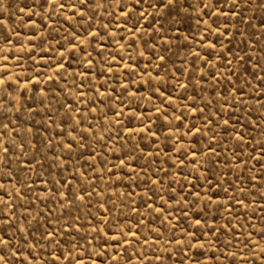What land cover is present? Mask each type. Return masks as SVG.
Here are the masks:
<instances>
[{
	"label": "rangeland",
	"instance_id": "obj_1",
	"mask_svg": "<svg viewBox=\"0 0 264 264\" xmlns=\"http://www.w3.org/2000/svg\"><path fill=\"white\" fill-rule=\"evenodd\" d=\"M129 2L0 0V264H264V0Z\"/></svg>",
	"mask_w": 264,
	"mask_h": 264
},
{
	"label": "snow or ice",
	"instance_id": "obj_2",
	"mask_svg": "<svg viewBox=\"0 0 264 264\" xmlns=\"http://www.w3.org/2000/svg\"><path fill=\"white\" fill-rule=\"evenodd\" d=\"M174 3H175V0H155V3L151 4V7L154 8V9H156V8H168V7L174 6ZM142 4H143V0H130L129 3L122 4V7H124L126 9V11L124 12V15L125 16H130L131 13L136 12L138 15L141 16V18L146 19L147 16L149 15V13L141 12ZM58 6L61 7V8L65 7L64 4H59ZM67 6L72 8V9H76L78 7V4L70 2V3H68ZM84 7H88L87 0H84ZM208 8H209V3H207L206 0H199V4L196 5V10L197 11H202L203 9H208ZM217 11H219V9H217ZM69 19H71V17H69ZM0 23H2L4 25H7L8 21H7L6 18H3V19H0ZM217 31H219V29H217ZM88 35L92 36L95 39L96 36L98 35V32H89ZM75 38L77 40H79L81 44H86L87 43V41L81 39L80 37H75ZM137 39H139V37ZM211 46L215 47V45H211ZM76 48H77L76 44H72L71 45V50L72 51H75ZM158 59L163 61L165 59V57L163 55H160V56H158ZM87 62L89 64H91L92 60L89 59ZM60 66L63 67L62 64ZM107 71L111 72L112 69L109 68ZM56 78L58 79L59 77H56ZM49 79H51V77ZM19 83L20 82L18 80L14 79V77L11 75L10 71L8 70V68H7V57H5L4 67H3L2 70H0V89H4V90L12 89L15 86L19 85ZM180 87L187 88L188 85L185 83V84H181ZM5 94L6 95H11V93L7 92V91L5 92ZM67 107H70V106H67ZM90 111H94V109H90ZM156 111L159 112L160 109H156ZM191 111L193 113H195L197 111V107H193L191 109ZM176 119H181L182 120V117H176ZM224 123L227 124L228 122L224 121ZM3 127H4L5 130H7L8 125H3ZM193 130L197 134H199L201 132V129L199 127H197L195 124H193L192 127L188 129V134H191L193 132ZM88 131L90 132L91 129H88ZM212 131H214V128L212 129ZM3 134H5V133H0V135H3ZM153 135H155V134H153ZM236 136L239 137V139H241V140L243 139V137L240 136L239 132L236 133ZM212 138L214 139V137H212ZM68 147H71V145H68ZM7 151H8V149L5 148L4 152L7 153ZM211 151L213 152V154L215 153V149H211ZM149 155H150V153H149ZM191 155H192L193 158H195L197 153L195 151H192ZM120 163H121V165H124V161L123 160ZM124 166L127 167V165H124ZM0 179H2V177H0ZM3 188H4L3 183H0V189H3ZM5 194H7L6 190H5ZM86 195H90V193H88L85 190L84 191V195H81L79 197V199L83 200L84 196H86ZM97 195H100V193H97ZM194 195L199 196V193L198 192L194 193ZM208 200L211 201V196L208 197ZM180 202H182V201H177V203H180ZM206 207H207V205H206ZM153 211L163 213L164 209H162V208H153ZM9 220H11V217H9ZM166 221H167V217H165V219L161 221V225L163 226V224ZM203 222L207 223V218H205ZM3 223H4V221L2 219H0V225H2ZM195 223L197 225H200L202 223V221L200 219H197L195 221ZM212 230L214 231L215 229H212ZM153 231H157V230H153ZM181 231L184 232L185 239L178 241V244H185L186 241H187V247H189V248L197 247V246L203 247V245L199 244L198 241H197V244H193L191 242V240H187V237H189V236L192 237V240H197V237L195 236L194 233H190L186 229H182ZM48 235L49 236H54V233H48ZM137 235H138V230H137V232H132V236L133 237H136ZM125 243H129V241H127L126 238H125ZM145 243H147V241H145ZM8 244H9V240L6 238V229L0 228V245H5L6 246ZM104 247L106 248V245ZM21 252H22V249L16 250L15 251V255L20 256ZM51 255H53L55 261H59L61 256H65V258H68V256H70L71 254L68 253L67 256H66L64 252H61L60 255L57 256L56 253L53 252V253H51ZM4 259H5L4 255H0V260H4ZM115 259L117 261L119 260V253H117V256L115 257ZM157 259H159V257H157ZM5 264H7L6 260H5Z\"/></svg>",
	"mask_w": 264,
	"mask_h": 264
}]
</instances>
